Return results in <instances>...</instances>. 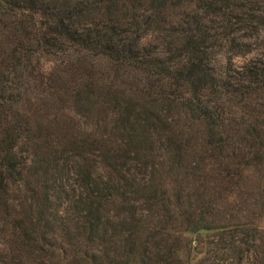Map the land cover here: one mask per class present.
<instances>
[{
  "label": "trees",
  "instance_id": "obj_1",
  "mask_svg": "<svg viewBox=\"0 0 264 264\" xmlns=\"http://www.w3.org/2000/svg\"><path fill=\"white\" fill-rule=\"evenodd\" d=\"M263 215L264 0H0V264H264Z\"/></svg>",
  "mask_w": 264,
  "mask_h": 264
},
{
  "label": "rangeland",
  "instance_id": "obj_2",
  "mask_svg": "<svg viewBox=\"0 0 264 264\" xmlns=\"http://www.w3.org/2000/svg\"><path fill=\"white\" fill-rule=\"evenodd\" d=\"M238 60V59H237ZM259 227L260 228H264V215L261 217L260 221H259ZM188 238H195L196 236L194 234L191 233H186L185 234ZM204 236V233L201 234V237Z\"/></svg>",
  "mask_w": 264,
  "mask_h": 264
}]
</instances>
